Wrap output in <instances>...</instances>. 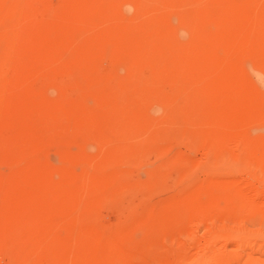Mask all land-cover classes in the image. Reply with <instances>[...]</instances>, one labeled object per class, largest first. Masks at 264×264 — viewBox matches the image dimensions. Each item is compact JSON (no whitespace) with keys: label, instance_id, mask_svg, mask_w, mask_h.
<instances>
[{"label":"rangeland","instance_id":"rangeland-1","mask_svg":"<svg viewBox=\"0 0 264 264\" xmlns=\"http://www.w3.org/2000/svg\"><path fill=\"white\" fill-rule=\"evenodd\" d=\"M0 264H264V0H0Z\"/></svg>","mask_w":264,"mask_h":264},{"label":"bare ground","instance_id":"bare-ground-1","mask_svg":"<svg viewBox=\"0 0 264 264\" xmlns=\"http://www.w3.org/2000/svg\"><path fill=\"white\" fill-rule=\"evenodd\" d=\"M178 31H179V29H178ZM253 78V77H252ZM251 79V78H250ZM120 80V79H119ZM252 80V79H251ZM128 84L131 82V81H126ZM130 85V84H129ZM128 85V86H129ZM131 86V85H130ZM132 90V89H131ZM260 91V90H259ZM238 101V100H237ZM253 136V135H252ZM262 136V135H261ZM220 145V144H219ZM238 145V144H237ZM234 148V147H233ZM238 149V148H237ZM223 152V151H222ZM233 152V151H232ZM234 154V153H233ZM220 158V157H219ZM221 159V158H220ZM239 160V159H238ZM243 194V193H242ZM244 195V194H243ZM243 195H241V197L243 196ZM253 195V194H252ZM219 196V195H218ZM245 200V199H244ZM219 204V203H218ZM238 204V203H237ZM241 205V204H240ZM240 205H238L239 206V208H240ZM220 207H221V205H220ZM243 207V205L241 206V208ZM245 208V207H244ZM220 211V210H219ZM223 211V210H222ZM241 211V210H240ZM219 213V212H218ZM228 214V213H227ZM214 215V214H213ZM34 246V245H33ZM213 248V247H212ZM221 250V249H220ZM211 251V250H210ZM222 251V250H221ZM214 254V253H213ZM216 254V255H215ZM215 256L213 255V259H217L219 256H220V251H218V250H216L215 251ZM218 254H219V256H218ZM221 254H223V253H221ZM197 255V254H196ZM211 257V256H210ZM210 257H209V259H210ZM220 258H222L221 256H220ZM27 259V258H26ZM207 260V259H206ZM214 261V260H213ZM23 262H25V260L23 261ZM30 263V262H29Z\"/></svg>","mask_w":264,"mask_h":264}]
</instances>
